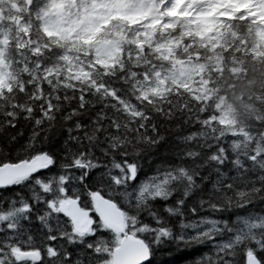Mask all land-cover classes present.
<instances>
[{"label":"snow or ice","instance_id":"snow-or-ice-1","mask_svg":"<svg viewBox=\"0 0 264 264\" xmlns=\"http://www.w3.org/2000/svg\"><path fill=\"white\" fill-rule=\"evenodd\" d=\"M0 264H264V0H0Z\"/></svg>","mask_w":264,"mask_h":264}]
</instances>
